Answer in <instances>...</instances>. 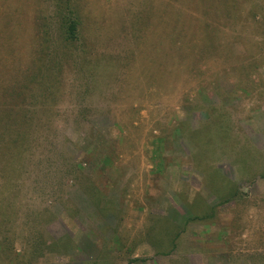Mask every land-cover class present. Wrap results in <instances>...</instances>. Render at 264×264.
Returning a JSON list of instances; mask_svg holds the SVG:
<instances>
[{
  "label": "rangeland",
  "instance_id": "1",
  "mask_svg": "<svg viewBox=\"0 0 264 264\" xmlns=\"http://www.w3.org/2000/svg\"><path fill=\"white\" fill-rule=\"evenodd\" d=\"M65 2L0 0V264H264V0Z\"/></svg>",
  "mask_w": 264,
  "mask_h": 264
},
{
  "label": "trees",
  "instance_id": "2",
  "mask_svg": "<svg viewBox=\"0 0 264 264\" xmlns=\"http://www.w3.org/2000/svg\"><path fill=\"white\" fill-rule=\"evenodd\" d=\"M65 1H67L65 2V6H66L65 8L67 9V14L63 16V20H64L63 29H64L65 38L69 40H75L78 36L79 21L74 17V12L72 11V9L67 8L68 6L70 7L69 5L70 0H65ZM202 170H205V169H202ZM205 176H208V175L205 174ZM214 176L215 174L211 173L210 177L208 176V183L205 184L206 188L210 191V193L214 194L217 198L223 197V199H221L220 201L221 203L224 202L225 200L228 201L231 197L233 198L236 193V191H233L234 190V185L232 183L233 181H231L228 178H224L225 179L224 180L223 178H221V176L219 177L217 176V180L215 182ZM195 198L196 200H199L200 202L198 201L199 202L198 204L197 201H195V204L191 203L189 205V208H190L189 210L194 215L192 219L203 220V219L215 218L217 214V205L209 204L202 198L200 199H198L197 197ZM2 199L3 198H0L1 201ZM99 200L100 198H98V201ZM5 207L7 208V206L3 204L2 208H5ZM100 209L104 210V207L102 206L100 207ZM157 218L154 219L156 226L159 225ZM163 228H170V227L167 225V227H162L160 230H163ZM166 231L170 233L168 229H166ZM166 236L169 237V234H166ZM180 236H181L180 231L175 232V234L173 235H170V239H169L170 245L168 246L169 248L167 249V251H162V252L157 251V252L161 254H171L177 248V241Z\"/></svg>",
  "mask_w": 264,
  "mask_h": 264
},
{
  "label": "crops",
  "instance_id": "3",
  "mask_svg": "<svg viewBox=\"0 0 264 264\" xmlns=\"http://www.w3.org/2000/svg\"><path fill=\"white\" fill-rule=\"evenodd\" d=\"M214 195V194H213ZM262 255H263V257H264V253H261Z\"/></svg>",
  "mask_w": 264,
  "mask_h": 264
}]
</instances>
